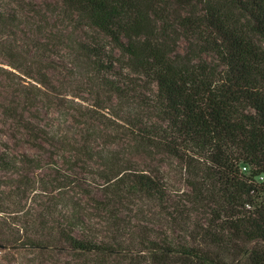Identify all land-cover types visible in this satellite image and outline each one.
Returning <instances> with one entry per match:
<instances>
[{"label":"rangeland","instance_id":"1","mask_svg":"<svg viewBox=\"0 0 264 264\" xmlns=\"http://www.w3.org/2000/svg\"><path fill=\"white\" fill-rule=\"evenodd\" d=\"M213 1L221 11H235L236 26L247 32L245 13L228 0ZM166 8L164 12L158 7L161 13L153 20L155 34L165 30L162 36L174 42V53L187 56L189 45L174 21L176 16H184L187 8H177L172 1ZM65 11L61 0H0V154L24 155L39 164V168L28 167L27 181H23L28 185L20 201L12 194L19 175L0 171V240L7 244L6 248L0 245V264H67L73 260L66 246L56 250L24 247L25 239H36L24 226L61 220L64 214L59 204L56 213L43 214L50 202L60 197L82 199L71 185L54 190L55 179L78 181L99 198L101 154L122 163L118 177L123 190L121 215L131 218L132 223L148 227L159 237L166 235L175 244L198 248L217 264L242 262L244 249L264 250L263 242H247L226 231L220 234L218 225L226 215L248 208L225 202L220 185L208 177L206 157L180 146L181 158H176L138 137L142 128L164 127L151 108L155 84L130 71L126 57L109 38ZM247 34L253 47L262 48L257 35ZM78 44L97 45L104 60L111 63V70H93ZM201 59L225 76L226 68L217 64L214 55H202ZM109 83L117 84L124 95L113 92ZM141 97L149 99L148 106L142 105ZM26 121L33 126L31 135L22 128ZM84 149L89 154H83ZM240 170L249 173L250 168L241 165ZM139 172L155 175L164 184V211L172 213L175 221L131 185V178ZM255 181L262 192L253 194V206L264 210V176ZM176 212L182 214L178 219Z\"/></svg>","mask_w":264,"mask_h":264},{"label":"trees","instance_id":"2","mask_svg":"<svg viewBox=\"0 0 264 264\" xmlns=\"http://www.w3.org/2000/svg\"><path fill=\"white\" fill-rule=\"evenodd\" d=\"M171 1L177 8H187L184 16L174 20L189 45L187 56L174 53V42L162 36L165 30L155 34L153 20L161 13L158 7L165 12ZM228 2L246 14L245 30L258 36L262 48L253 47L247 32L236 26L235 11H221L213 0H61L67 16L76 14L77 22L109 38L126 57V67L155 84L151 108L164 127L142 128L138 137L176 158L180 146L206 157L208 177L220 185L225 202L248 208L226 215L218 225L220 234L226 231L247 242L264 243V210L253 206L252 200L260 190L255 179L264 176V0ZM77 46L93 70H111V63L104 60L97 45ZM207 54L214 55L217 64L226 68L224 77L201 59ZM109 84L113 92L124 95L117 84ZM148 100L140 98L145 106ZM32 127L27 121L22 125L30 135ZM83 154L89 151L84 149ZM99 158L104 161L99 172L100 197L95 198L91 188L68 177L50 182L54 190L74 186L83 200L60 197L50 202L43 214L52 215L61 205L64 222L28 223L24 229L36 239H25L24 247L56 250L66 246L73 259L67 264H217L198 248L175 244L168 236L159 237L148 227L123 217V190L118 179L122 163L103 154ZM241 165L248 166L249 173H243ZM31 166L39 168L37 161L24 155L16 158L0 154V171L19 175L12 193L19 201L26 192L28 184L23 181H27L25 174ZM131 185L163 211L166 209L165 187L155 175L136 173ZM2 205L0 200V212ZM171 209L173 212L176 208ZM164 214L175 221L172 213ZM181 216L176 212V219ZM213 237L216 240V233ZM0 245L7 246L2 240ZM242 256L243 261L234 264H264V250L258 247L244 249Z\"/></svg>","mask_w":264,"mask_h":264},{"label":"built area","instance_id":"3","mask_svg":"<svg viewBox=\"0 0 264 264\" xmlns=\"http://www.w3.org/2000/svg\"><path fill=\"white\" fill-rule=\"evenodd\" d=\"M242 170H243V171H245V170H246V168H245V167H243V168H242ZM260 178H261V176H260Z\"/></svg>","mask_w":264,"mask_h":264}]
</instances>
